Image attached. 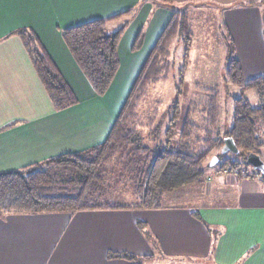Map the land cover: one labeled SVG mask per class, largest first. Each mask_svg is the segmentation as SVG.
Segmentation results:
<instances>
[{
	"label": "crops",
	"instance_id": "obj_1",
	"mask_svg": "<svg viewBox=\"0 0 264 264\" xmlns=\"http://www.w3.org/2000/svg\"><path fill=\"white\" fill-rule=\"evenodd\" d=\"M176 2H190L194 40L202 30L200 12L214 8L220 16L217 29L225 26L241 47L237 58L244 76L264 74V0ZM128 9L135 13L119 39L120 66L109 93L99 97L59 30ZM170 17L167 9L146 0H0V173L102 143ZM116 20L122 25L125 18ZM21 28L33 31L73 91L75 105L56 110L50 103L14 34ZM139 35L141 46L132 51ZM88 100L94 104L77 110ZM258 177L214 172L164 193L160 208L0 214V264H264V182ZM110 252L137 260L112 258Z\"/></svg>",
	"mask_w": 264,
	"mask_h": 264
},
{
	"label": "trees",
	"instance_id": "obj_2",
	"mask_svg": "<svg viewBox=\"0 0 264 264\" xmlns=\"http://www.w3.org/2000/svg\"><path fill=\"white\" fill-rule=\"evenodd\" d=\"M146 1L155 7L167 9L171 17L131 84L105 140L86 151L61 154L16 171L0 173V214L73 213L124 207L160 208L163 193L203 181L206 163L213 156H218V163L221 161L228 167L219 166L216 172L228 169L238 175L257 176L255 172L249 174L243 164L250 153L259 154V148L264 144V74L244 79L233 41L225 26L222 36L226 39L228 63L224 82L237 88L240 93L233 100L232 124L223 132L218 130V88L203 87V101L191 100L182 119L179 116L182 113L179 110V98L176 96L168 107L172 116L167 119V127L162 130L161 122L157 126V134L148 130L145 134L147 140L142 137L139 129L153 124L157 111H151L147 121L149 124H143L138 117L139 103L150 84L166 79L170 68V49L178 41L184 50V64L178 70L179 79L183 77L193 40L187 14L190 2ZM134 13L135 9H128L116 16L92 19L59 30L69 55L99 97L105 95L116 76L120 66L117 53L119 39ZM116 18H125V21L117 31L108 33L106 24ZM14 34L21 39L53 107L62 110L75 105L77 99L73 91L54 67L33 31L21 28ZM134 40L132 51L140 48L141 36ZM251 89L259 96L256 107H250L242 97ZM196 114L200 122L194 119ZM229 136L238 150L235 158H225L220 153L223 138ZM115 171H119V176H124L122 179L127 181L135 198L133 202L119 204L107 201L114 184L121 180L120 177L115 180L111 178ZM258 178L264 182V175ZM109 256L137 260L136 256L129 253L110 252Z\"/></svg>",
	"mask_w": 264,
	"mask_h": 264
},
{
	"label": "rangeland",
	"instance_id": "obj_3",
	"mask_svg": "<svg viewBox=\"0 0 264 264\" xmlns=\"http://www.w3.org/2000/svg\"><path fill=\"white\" fill-rule=\"evenodd\" d=\"M190 7L191 6L189 5L188 12ZM189 16L190 15L188 14V26H189ZM198 17L202 20V22L200 23L202 30L199 33L196 31V37H197L196 40H194L192 34L193 40L189 48L187 60L185 61L186 68L183 71V77L179 79L180 76L178 74V70L184 64L183 62L184 50L182 47V43L178 41L170 49L171 52H170V56L168 57L170 68L167 72L168 75L166 79L164 81L163 80L157 81L155 82V84H150L148 86V90L145 96H143V100L139 103L137 109L138 117H139V121L143 122V124L147 123V121L149 120L151 111L153 112L155 109L157 111L155 112L157 114L153 124L144 125L142 128L139 129L142 137H144L146 140H147V135L145 134L148 133V130H151L152 133L155 132L157 134L158 133L157 126H159L161 122H162V128H161L162 130H164L167 127L166 126L167 119L168 117L172 116V112L169 111L168 107L171 105V102L174 101L176 96L179 98V106H180L179 110H181L182 112L180 113L179 116L180 119H182L186 111L185 108L188 107V104L191 100L203 101L204 99L203 95L205 93L204 90H201L203 87L216 86L218 88V96H219L218 105L220 108L219 117H218L219 120L218 130L220 132H223L226 129H228V127L232 124L231 118L234 110L233 100L236 97H239L240 93L237 88L225 84L224 82V76H225L224 71L228 63L227 60L228 48L226 47V39H224L222 36L225 30L222 25H221L222 27H219V29H217L216 21L220 20V16H218V14L214 12V8H211V10H205L203 12H200V15ZM119 26H120L119 21L116 20V21L108 22L105 28L108 33H111L117 31V28ZM227 32L229 33L228 30ZM217 33H219V36L217 35ZM232 41L234 44L233 39ZM234 48L236 51V57H238L237 48L241 50L240 49L241 47H239L238 44L236 47V45L234 44ZM243 77L244 79H250L256 76L245 77L243 74ZM109 91H107V93H109ZM242 97L248 101L250 107L251 106L256 107L259 104V96L255 93L253 89H251V91H247L244 94H242ZM124 101H122V103L119 104L120 107L119 109H121V106L123 105ZM86 102L87 104L83 105L82 108H79L77 110L83 111L84 106H91L94 104L93 103L94 101L92 102L91 100H88ZM157 102H159V104L158 107L156 108L155 105ZM194 119L197 122H200L198 121L199 119L198 114L194 115ZM177 136L178 135L175 134L176 138ZM262 142H264V137L262 139ZM259 155L261 157V160L264 162V144L259 148ZM224 157L235 158L236 155L229 152L224 154ZM211 158L212 157H210V159ZM219 166H222L223 168H228L227 165L222 164L221 161L215 164L214 166L206 167L205 175L203 179H205L207 175H212L214 172L215 173L222 172V171L216 172ZM243 167L245 170H247L244 164ZM224 171H229V170L224 169L223 172ZM248 172H253V171L248 168ZM119 173L120 172L117 171L114 176H112L111 174V178L115 180L117 177L119 179L120 177ZM122 177H120L121 180L119 179L121 183L118 182L114 184L112 193H110L111 194L110 198L107 199L109 203L126 204L134 201L135 198L130 192L128 183L124 178L122 179ZM191 184H195V183H191ZM167 200L168 199H165V201ZM150 263L144 262V264H150ZM134 264H138V263L134 262ZM196 264H212V263L210 261L203 260V261H198V263Z\"/></svg>",
	"mask_w": 264,
	"mask_h": 264
},
{
	"label": "water",
	"instance_id": "obj_4",
	"mask_svg": "<svg viewBox=\"0 0 264 264\" xmlns=\"http://www.w3.org/2000/svg\"><path fill=\"white\" fill-rule=\"evenodd\" d=\"M223 146L220 149L221 154H226L231 152L232 154H237L238 150L236 148L235 143L233 142V139L229 137H224L222 140ZM219 161L218 156H213L208 162L206 163V167H211L217 164ZM245 166L251 167L253 170H257L261 175H264V162L261 160V157L259 154L256 153H250L247 155L245 161Z\"/></svg>",
	"mask_w": 264,
	"mask_h": 264
},
{
	"label": "flooded vegetation",
	"instance_id": "obj_5",
	"mask_svg": "<svg viewBox=\"0 0 264 264\" xmlns=\"http://www.w3.org/2000/svg\"><path fill=\"white\" fill-rule=\"evenodd\" d=\"M246 168H250L253 172H255V174H257V175H260V173L257 171V170H253L251 167H249V166H246Z\"/></svg>",
	"mask_w": 264,
	"mask_h": 264
}]
</instances>
